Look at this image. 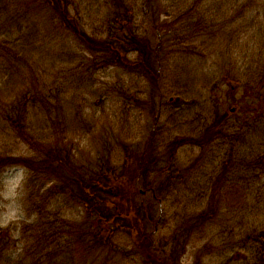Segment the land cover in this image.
<instances>
[{
  "label": "rangeland",
  "instance_id": "obj_1",
  "mask_svg": "<svg viewBox=\"0 0 264 264\" xmlns=\"http://www.w3.org/2000/svg\"><path fill=\"white\" fill-rule=\"evenodd\" d=\"M123 1L72 0L70 10L83 20L89 34L107 31L125 12L124 24L132 19L134 31L147 38L154 48L160 45L161 64L155 80L115 66L99 69L91 75L86 73L81 61H86L89 54L69 31L53 23L44 11L34 9H28L24 32L34 35L35 45L29 53L30 65L22 67V60L17 59H22L25 40L22 41L16 22L9 25L6 18L21 16L24 10L11 0L6 1L5 9L0 0V32L5 33L4 36L1 33L0 41L21 37L18 48L12 49L17 54L3 50L4 56L0 58V111L4 112L3 106L11 110L17 98L26 96L28 126L38 136L41 133L48 136V144H59L60 149L70 153L80 185L88 186L86 183L95 173H106L109 178V170H114L116 176L126 173V178L135 180L138 187L152 183L154 189L145 194L139 189L133 202L156 203L160 197L162 213L158 206L154 219L162 217L158 231L155 232L154 223L147 222L148 209L142 207L140 212L138 209V217L149 234L164 242L176 226L208 208L209 202L201 206L206 208L196 209L194 193L185 190L194 187L198 195L200 189L203 190L199 184L202 179L194 176L210 161L218 167L225 153V148L218 150L217 146L222 140L201 148L184 145L169 163L166 147L177 137H187L185 134L199 122L198 116H210L213 98H219L223 108H237L233 98L243 96V84L222 76L237 68L234 77L240 79L241 67L256 69L259 47L264 45V0ZM9 34L11 39L7 37ZM261 60L264 67V54ZM7 70H10L8 75ZM12 70L17 71L12 74ZM203 107L206 109L201 111ZM66 119L67 124L72 123L67 132H72L64 139L61 130ZM193 119L198 122L192 124ZM154 131L157 133L155 142L148 147L151 155L145 156L140 164L142 169L135 168L139 162L137 154L146 149ZM229 145L221 144L220 148ZM0 153L31 155V145L23 142L11 123L3 118L0 120ZM134 171L136 176L131 178ZM173 172L177 174L172 180L176 186L169 192H160L161 184L167 183ZM32 175L21 166L7 167L0 172V230L9 240L6 257L0 255L3 258L0 264H47L44 257L41 260L29 256L27 249L33 247L37 252L41 249L33 246L29 233H24L29 227L44 223L46 215L60 211L78 230L90 227L92 222L90 212L76 203L71 194L55 195L52 188L56 187L55 180V183L48 181L44 174L38 175L36 180ZM144 188L141 190L145 191ZM79 193L82 194V188L75 191V195ZM31 194H38L35 203H44L41 213L34 211ZM219 195L221 204L217 220L213 222L215 229L209 226L202 233L201 227H196L199 232L188 244L182 264H264V254L247 237L250 221L247 214V226L240 228L243 195H236L228 186L221 189ZM66 231L69 233V229ZM137 240L131 233L119 232L115 246L97 258L86 246V252L77 250L76 261L68 262L62 256L57 262L143 264L141 255L135 254Z\"/></svg>",
  "mask_w": 264,
  "mask_h": 264
},
{
  "label": "trees",
  "instance_id": "obj_2",
  "mask_svg": "<svg viewBox=\"0 0 264 264\" xmlns=\"http://www.w3.org/2000/svg\"><path fill=\"white\" fill-rule=\"evenodd\" d=\"M6 1L1 0L5 9L8 6ZM11 1L12 4H18L24 10L21 16L6 18L9 25L16 22L15 26L22 36V41L25 40L22 42V59H17L22 60V67L30 65L29 53L32 52L31 49L35 45L32 41L34 35L24 32L26 25H28L26 24L28 9H34L35 11H44L53 23L58 24L64 31H69L84 51L89 54L86 61H81L86 73L89 72L91 75L99 69L115 66L128 70L130 73L136 72L148 76L152 80L158 78L161 64L159 59L160 45L154 48L147 38L134 31L131 26L132 19L129 18V22L124 24L125 12L116 23L110 25L107 31L89 34L83 27V20L70 10L73 5L72 0H21L17 3L14 0ZM116 1L124 3L123 0ZM123 7L125 10V5ZM16 12L18 14L17 9ZM1 33L3 36L5 35L4 32H0V38L2 37ZM7 37L12 38L10 34ZM20 39L21 37L9 41H0V58L4 56L3 50L12 53V49L18 48L16 45H19ZM259 50H261L258 53L260 58L257 60L259 65L256 64L255 70L252 66L247 69L246 66L241 67L242 74L239 70L240 79L234 77L237 68L231 74L222 76L228 81L234 79L243 84L245 91L243 96L239 99L233 98V102L237 106L235 111L223 108V102L219 98H213V107L209 110L210 116H198L199 122L197 119H193L192 124L196 120L198 123L190 132L185 134L187 137H177L166 147L165 155L168 156L169 163L176 156L178 149L184 145L201 148L217 140H222L221 143H217V146L219 147L218 150L225 148V153L222 160L219 161L218 167L214 165V161H210L201 168L198 175L194 176L195 179H202L199 184L203 190L200 189L198 195L195 194L194 187L185 190L189 194L194 193V200L196 201L194 207L196 209L209 202L208 208L201 207L206 208V210H202L199 214L196 213L190 218L192 220H185L183 224L176 226L173 234L166 236L164 242L157 241L155 236L149 234L146 231L145 223L138 217V209L139 212L142 207L148 209L147 222L154 223V230L155 232L158 231L163 223L162 217L157 221L154 219L158 206L160 213H162L163 203L160 197L155 200L156 203L133 202L134 194H139V189L141 190L143 186L146 192L153 190L152 183L138 187L135 180L129 181L126 178L128 177L126 173H119L116 176L114 170H109V178L106 177V173L101 175L95 173L90 178L89 183H86L88 186L80 185L75 176L72 162H70V153L60 149L59 144H48V136L42 133L38 136V133H34L31 126H28L26 96L17 98L12 103L11 110L3 106L2 110L7 115L0 111V120L3 118L5 122L9 121L15 128L18 137L31 145V155L23 157V155L0 153V172L7 167L21 166L32 173V176L35 175L36 180H38V175L44 174L48 181L54 182L55 180L57 182L56 187L55 185L52 187L56 196L62 193L71 194L76 203L87 208L92 220L90 227L78 230L77 226L71 225V221L66 219L60 211L54 215H46L44 223L40 222L24 231L32 237L33 246L37 245L38 249H41L39 252L35 251L33 247L27 249L29 256L41 260L44 257L47 264H59L58 258L64 256L66 261H74L77 250L81 249L86 252L85 247L87 246L97 258L106 249H112L115 246L116 235L121 232L131 233L138 237L135 244V254L141 255L140 259L143 264H182L181 258L186 253L188 244L192 237L199 232L196 231V227H201L200 232L202 233H205V229L207 230L209 226L215 229L216 223L213 222L217 220L220 212L219 204H221L219 194L221 189L227 186L230 191H236V195L239 193L243 195L240 228L247 226L245 220L247 214L250 218L247 237L252 240L251 244L257 246L258 250L264 254V67L261 66L264 45L259 47ZM12 54L17 53L13 52ZM13 66L12 63V68ZM1 70L3 69L1 68ZM9 71L7 70L5 74L8 75ZM16 71L12 70V74ZM0 93H2L1 81ZM205 109L203 107L201 111ZM209 119L212 120L205 122ZM67 121L68 119L64 122V127L61 130L64 139L72 132H67L72 125V123L67 124ZM156 135L157 133L154 131L150 140L147 141L146 149L137 154L139 162L135 168L142 169L140 164L145 161V156L149 153L148 147L155 142ZM225 143L230 145L220 148L221 144ZM169 149L170 153L168 152ZM136 171L130 175L131 178L136 176L134 174ZM143 171L145 172V170ZM175 177L177 174L174 172L169 175L168 182L161 184L160 192H169L176 186V183L172 182ZM111 178L122 179V181H111ZM81 188L82 194L75 195V191ZM37 197L38 194L36 196L31 194L33 202ZM32 205L36 213H41L44 207V203L34 202ZM236 216L238 217V215ZM30 228L31 230H29ZM66 229H69V233ZM20 234V239H22V229ZM8 242L9 240L0 230L2 248L0 255L4 257H6L7 252L5 251L6 246H9ZM20 255H22V251ZM2 259L0 257V261Z\"/></svg>",
  "mask_w": 264,
  "mask_h": 264
}]
</instances>
